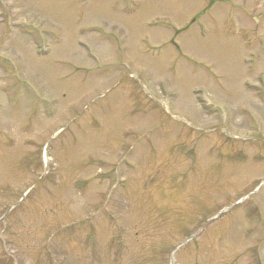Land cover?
<instances>
[{
  "label": "rangeland",
  "instance_id": "obj_1",
  "mask_svg": "<svg viewBox=\"0 0 264 264\" xmlns=\"http://www.w3.org/2000/svg\"><path fill=\"white\" fill-rule=\"evenodd\" d=\"M16 203L17 264H264V0H0V218Z\"/></svg>",
  "mask_w": 264,
  "mask_h": 264
},
{
  "label": "trees",
  "instance_id": "obj_2",
  "mask_svg": "<svg viewBox=\"0 0 264 264\" xmlns=\"http://www.w3.org/2000/svg\"><path fill=\"white\" fill-rule=\"evenodd\" d=\"M2 262H5V263H1V264H12V262L10 261H2Z\"/></svg>",
  "mask_w": 264,
  "mask_h": 264
}]
</instances>
